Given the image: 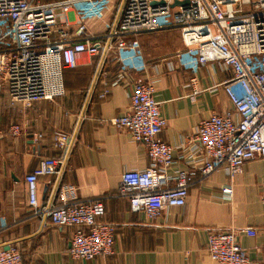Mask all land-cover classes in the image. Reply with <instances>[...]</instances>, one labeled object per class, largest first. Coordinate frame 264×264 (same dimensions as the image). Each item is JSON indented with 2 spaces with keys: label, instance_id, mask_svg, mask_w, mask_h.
<instances>
[{
  "label": "built area",
  "instance_id": "2783aa9c",
  "mask_svg": "<svg viewBox=\"0 0 264 264\" xmlns=\"http://www.w3.org/2000/svg\"><path fill=\"white\" fill-rule=\"evenodd\" d=\"M115 1L0 0V98L3 91L12 103L28 105L62 96V69L75 67L83 53L99 56L102 65L112 54L116 71L111 84L127 85L130 72L145 69L137 36L177 28L183 48L166 62L191 72L209 61L217 62L227 75L216 86L222 88L237 116L235 120L229 112L211 113L198 122L188 138L199 144L202 161L197 172L203 178L223 169L233 181L246 161L264 158V0H121L106 34L91 35L88 25L112 13ZM153 93V80L135 81L127 109L111 120L144 146L148 158L145 168L121 174L114 196L149 219L165 209L184 206L196 173H169L174 158L171 146L159 137L166 119ZM195 94H190V100H195ZM9 130L15 136L19 126L12 124ZM69 139L63 133L54 136L55 145L65 150ZM59 163L56 157L42 158L24 175L30 213L53 225L74 228L68 250L71 258H104L112 252L115 227L103 220L102 197L74 199L70 196L73 186L63 185L56 201L42 204L38 200V176L59 173ZM222 191L229 195L231 186ZM260 200L264 204V190ZM4 227L0 223V231ZM205 247L218 264L249 262L232 231L208 232ZM0 264H23L21 253L12 245H0Z\"/></svg>",
  "mask_w": 264,
  "mask_h": 264
},
{
  "label": "crops",
  "instance_id": "0c3cea01",
  "mask_svg": "<svg viewBox=\"0 0 264 264\" xmlns=\"http://www.w3.org/2000/svg\"><path fill=\"white\" fill-rule=\"evenodd\" d=\"M104 20L87 31L103 36L121 7L116 0ZM75 20L77 18L75 17ZM145 61L142 72H130L128 84L112 85L116 62L112 54L105 64L99 56L80 54L77 65L62 69L64 94L28 105L12 103L5 92L0 98V245L16 247L23 264H218L206 251L207 234L232 231L248 264H264V158L246 161L231 181L220 169L201 177L199 144L188 140L200 120L211 113L237 116L226 94L216 86L227 74L217 62L200 65L196 72L166 62L183 48L177 28L144 32L137 36ZM153 80L154 98L166 125L159 137L172 148L169 173L196 170L185 204L165 209L153 219L133 212L128 202L114 196L125 170L148 165L145 148L113 125L129 104L135 81ZM196 91L195 100L190 94ZM103 96H102V95ZM19 133H10V126ZM58 133L70 137L67 149L55 145ZM183 155L181 158L177 156ZM60 160L59 173L37 178L42 204L56 201L63 185H72L74 199H103V220L114 224L112 252L104 258L73 259L69 256L71 226H56L31 215L24 175L42 158ZM231 186L228 195L222 191Z\"/></svg>",
  "mask_w": 264,
  "mask_h": 264
},
{
  "label": "water",
  "instance_id": "95a60500",
  "mask_svg": "<svg viewBox=\"0 0 264 264\" xmlns=\"http://www.w3.org/2000/svg\"><path fill=\"white\" fill-rule=\"evenodd\" d=\"M186 2H187L186 0L183 1V3H186ZM179 3H181V2H178V1H175V2H174V4H179ZM174 4H173V5H174ZM6 247H7V246H5L4 248H6Z\"/></svg>",
  "mask_w": 264,
  "mask_h": 264
},
{
  "label": "rangeland",
  "instance_id": "374dc122",
  "mask_svg": "<svg viewBox=\"0 0 264 264\" xmlns=\"http://www.w3.org/2000/svg\"><path fill=\"white\" fill-rule=\"evenodd\" d=\"M41 1H47V0H41Z\"/></svg>",
  "mask_w": 264,
  "mask_h": 264
},
{
  "label": "trees",
  "instance_id": "16d2710c",
  "mask_svg": "<svg viewBox=\"0 0 264 264\" xmlns=\"http://www.w3.org/2000/svg\"><path fill=\"white\" fill-rule=\"evenodd\" d=\"M41 1V0H40ZM47 1H50V0H47Z\"/></svg>",
  "mask_w": 264,
  "mask_h": 264
}]
</instances>
